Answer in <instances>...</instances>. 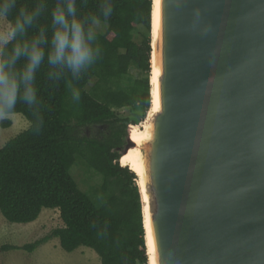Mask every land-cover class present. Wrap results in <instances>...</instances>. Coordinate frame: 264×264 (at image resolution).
I'll return each mask as SVG.
<instances>
[{"label":"water","instance_id":"1","mask_svg":"<svg viewBox=\"0 0 264 264\" xmlns=\"http://www.w3.org/2000/svg\"><path fill=\"white\" fill-rule=\"evenodd\" d=\"M159 13V110L140 146L156 264H264V0Z\"/></svg>","mask_w":264,"mask_h":264},{"label":"trees","instance_id":"2","mask_svg":"<svg viewBox=\"0 0 264 264\" xmlns=\"http://www.w3.org/2000/svg\"><path fill=\"white\" fill-rule=\"evenodd\" d=\"M34 3L17 0V9ZM112 3L110 27L99 34L102 55L80 80L73 81L80 101H72L63 81L54 84L48 79L45 64L36 74L42 127L38 131L33 127L32 111L25 104L16 106L14 114L23 115L30 127L0 149V212L9 223L30 224L45 209L59 210L64 227L32 244L5 249L33 253L58 239L68 253L81 247L92 249L101 264L149 263L138 179L121 165L117 148L124 145L128 125L138 118L143 121L151 108L153 0ZM53 4L49 0V11L40 24H50ZM97 8L98 0H86L82 10ZM133 65L146 75L125 84ZM93 80L96 83L87 91ZM123 108H130L134 115L116 112ZM1 125L7 129L13 122L5 120ZM94 125L105 126L102 138L82 136ZM78 157L103 179L92 193L84 192L72 175Z\"/></svg>","mask_w":264,"mask_h":264},{"label":"clouds","instance_id":"3","mask_svg":"<svg viewBox=\"0 0 264 264\" xmlns=\"http://www.w3.org/2000/svg\"><path fill=\"white\" fill-rule=\"evenodd\" d=\"M85 3L54 0L50 24L45 25L39 21L49 11V0L18 9L17 0H0V20L7 21L0 29V118L11 116L23 103L32 111L33 127L37 131L42 127L36 74L45 64L48 79L54 84L63 81L72 101H80L73 81L101 57L99 34L110 27L113 14L112 0H98L97 11H83Z\"/></svg>","mask_w":264,"mask_h":264},{"label":"rangeland","instance_id":"4","mask_svg":"<svg viewBox=\"0 0 264 264\" xmlns=\"http://www.w3.org/2000/svg\"><path fill=\"white\" fill-rule=\"evenodd\" d=\"M6 24L7 21L0 20V29H3ZM108 29L100 34H105ZM141 32H144V30ZM139 34V32L136 33L138 38ZM145 75L144 72L142 73L141 70L133 65L130 68V75L125 80V84H130L135 79H140ZM149 75L151 76V74ZM95 83L96 81L93 80L86 88L87 91H90ZM116 112L122 116L134 115L130 108L119 109ZM148 113L138 126H141L146 121ZM5 120H11L13 125L7 129L3 128L1 124ZM29 127L30 122L21 114H12L11 116L0 118V149L8 141L28 130ZM96 132V129L92 128L89 129L87 135L94 137ZM72 175L80 188L87 193H92L93 189L100 186L103 182L102 177L96 171L90 169L79 157L72 169ZM62 227H64V223L59 210L45 209L39 219L30 224L9 223L0 212V264H101L99 256L92 249L81 247L72 253H68L62 249L58 239H53L42 245L33 253L23 250L5 249L10 246L23 247L27 244H32L50 235L55 229Z\"/></svg>","mask_w":264,"mask_h":264},{"label":"bare ground","instance_id":"5","mask_svg":"<svg viewBox=\"0 0 264 264\" xmlns=\"http://www.w3.org/2000/svg\"><path fill=\"white\" fill-rule=\"evenodd\" d=\"M159 6L160 0H154V7H153V16H152V39H153V55H152V73L150 78L151 83V108L148 111V117L146 121L141 125H130V136L132 141H134L137 145V148H133L129 151L128 154L124 155L120 159V163L123 167H129L133 170L136 174H138V185L142 192L143 198V218H144V227L146 231V244H147V251H148V258L149 264H156L155 261V249H154V242L151 232L150 226V214H149V201L148 195L146 194L145 189V181H144V165L142 160V154L140 150V146L142 143L150 137L151 133V126H152V118L159 110V98H158V77H159V63L157 58V41L159 38ZM131 127V129H130Z\"/></svg>","mask_w":264,"mask_h":264},{"label":"flooded vegetation","instance_id":"6","mask_svg":"<svg viewBox=\"0 0 264 264\" xmlns=\"http://www.w3.org/2000/svg\"><path fill=\"white\" fill-rule=\"evenodd\" d=\"M92 129V128H90ZM96 134L94 135L95 138H102L103 137V133H101L100 129H96Z\"/></svg>","mask_w":264,"mask_h":264}]
</instances>
